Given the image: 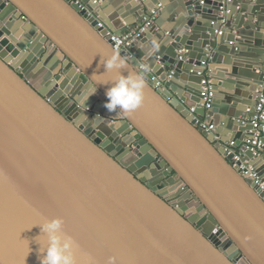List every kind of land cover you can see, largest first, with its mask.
<instances>
[{
	"label": "water",
	"instance_id": "1",
	"mask_svg": "<svg viewBox=\"0 0 264 264\" xmlns=\"http://www.w3.org/2000/svg\"><path fill=\"white\" fill-rule=\"evenodd\" d=\"M82 3L0 0V264H41L40 225L57 217L77 264H264V192L221 148L234 142L264 183V148L247 150L243 125L264 91V0ZM147 22L129 54L113 49L109 32ZM116 53L125 67L106 71ZM119 73L145 79L128 113L104 106ZM191 108L216 131L197 129Z\"/></svg>",
	"mask_w": 264,
	"mask_h": 264
},
{
	"label": "clouds",
	"instance_id": "2",
	"mask_svg": "<svg viewBox=\"0 0 264 264\" xmlns=\"http://www.w3.org/2000/svg\"><path fill=\"white\" fill-rule=\"evenodd\" d=\"M158 48L159 44L154 41L148 55L154 54ZM104 64L106 71H111L124 68L126 61L119 53H116L108 58ZM110 82L111 86L106 92L107 101L104 105L109 112L120 110L128 113L141 106L145 87V79L141 74L128 73L125 75L119 73ZM96 91L97 89L90 91L83 97L81 103L85 105V102ZM63 223V219L57 217L40 225L41 231L48 236V244L44 249L46 254L41 259V264H77L75 252L79 246L71 236L61 233ZM85 264H95V261L91 257H85ZM108 264H117V258L115 256L109 257Z\"/></svg>",
	"mask_w": 264,
	"mask_h": 264
},
{
	"label": "built area",
	"instance_id": "3",
	"mask_svg": "<svg viewBox=\"0 0 264 264\" xmlns=\"http://www.w3.org/2000/svg\"><path fill=\"white\" fill-rule=\"evenodd\" d=\"M67 2L72 6H77L80 12L86 10V6L82 3V0H67ZM158 15H159V11L153 10L151 12V18H152L151 20L156 19ZM148 25L149 23L147 22L145 25H141L122 36H117L110 32L107 34V36H109L110 43L114 50L120 53L129 54V52L133 47V44L136 42L140 34L144 31L145 26ZM100 26L102 27L101 24ZM129 58H132V55H129ZM140 69L144 70V67L141 66ZM147 74H149L151 81L154 82V88L156 90L163 88V84L157 81L154 75L148 72ZM201 90H202L201 96L204 102L202 107L206 110L210 109L211 102L213 99V92H212V83L209 78H205L201 81ZM195 110H196L195 108H191L188 113V115L192 116L193 118L192 122L194 126L208 135L214 133L216 131L214 125L211 124L209 121H207L206 118L203 119L200 116L195 115ZM247 123L252 128L251 132L253 134V138L250 140H246L244 144L247 150L251 151L254 155H257L264 148V145L262 143V139L264 138V91L260 94L258 106L256 108V115L253 118H251L249 121L246 120L243 121V125H246ZM214 143H220V138L216 136L214 138ZM221 148L226 157L232 156V160L230 162L232 167L236 169L238 172H240L245 179L256 180L257 186L260 188L262 192H264V183H261L259 181L257 174L254 172L253 168L248 163L241 162V153L237 152V150L235 149V143L229 142L226 144H221Z\"/></svg>",
	"mask_w": 264,
	"mask_h": 264
},
{
	"label": "bare ground",
	"instance_id": "4",
	"mask_svg": "<svg viewBox=\"0 0 264 264\" xmlns=\"http://www.w3.org/2000/svg\"><path fill=\"white\" fill-rule=\"evenodd\" d=\"M157 186H160V184H156ZM161 187V186H160ZM170 186H163V189L162 190H164L168 195L170 194V196L173 198V201L175 202V205H177V200L175 199L176 197H175V194L176 193H174L173 191H170V188H169ZM162 188V187H161ZM187 209H186V212H187V214L189 215V216H192L193 215V209L192 208H190V207H186Z\"/></svg>",
	"mask_w": 264,
	"mask_h": 264
},
{
	"label": "flooded vegetation",
	"instance_id": "5",
	"mask_svg": "<svg viewBox=\"0 0 264 264\" xmlns=\"http://www.w3.org/2000/svg\"><path fill=\"white\" fill-rule=\"evenodd\" d=\"M151 186L153 188H156L157 191H159L169 201L170 205H172L174 208H178L177 205H175V202L173 201V198L170 196V194L168 195L164 190H162L160 186H157L156 184H152ZM185 216H187V214H185Z\"/></svg>",
	"mask_w": 264,
	"mask_h": 264
},
{
	"label": "crops",
	"instance_id": "6",
	"mask_svg": "<svg viewBox=\"0 0 264 264\" xmlns=\"http://www.w3.org/2000/svg\"><path fill=\"white\" fill-rule=\"evenodd\" d=\"M126 34V33H125ZM206 120L207 121H209V122H211V119L210 118H208V117H206ZM217 137H219L220 138V140L222 139V137L221 136H217Z\"/></svg>",
	"mask_w": 264,
	"mask_h": 264
}]
</instances>
